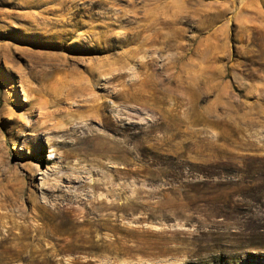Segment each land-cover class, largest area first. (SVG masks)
Here are the masks:
<instances>
[{"label": "rangeland", "instance_id": "rangeland-1", "mask_svg": "<svg viewBox=\"0 0 264 264\" xmlns=\"http://www.w3.org/2000/svg\"><path fill=\"white\" fill-rule=\"evenodd\" d=\"M0 264H264V0H0Z\"/></svg>", "mask_w": 264, "mask_h": 264}]
</instances>
